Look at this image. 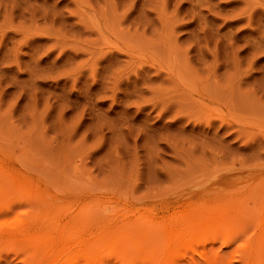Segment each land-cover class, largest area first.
Returning <instances> with one entry per match:
<instances>
[{"label": "rangeland", "instance_id": "obj_1", "mask_svg": "<svg viewBox=\"0 0 264 264\" xmlns=\"http://www.w3.org/2000/svg\"><path fill=\"white\" fill-rule=\"evenodd\" d=\"M258 182L264 0H0V196L15 214L26 183L65 226L88 203L159 218L198 200L234 206L264 193ZM244 199L250 235L264 219ZM4 245L0 264L33 263Z\"/></svg>", "mask_w": 264, "mask_h": 264}, {"label": "bare ground", "instance_id": "obj_2", "mask_svg": "<svg viewBox=\"0 0 264 264\" xmlns=\"http://www.w3.org/2000/svg\"><path fill=\"white\" fill-rule=\"evenodd\" d=\"M252 188L264 189V182L255 183ZM43 191L40 185L29 183L18 188L23 203L30 210L17 214L14 207L20 203L11 201L9 193L0 196V242L8 248L15 243L21 248L19 244H23L30 252L32 264H264V224L255 227L250 235L239 226L241 218L246 217L245 208L244 214L239 212L242 209L239 204L244 198H234V206L226 198L223 200L227 202L217 205L216 200L214 203L198 200L181 210L172 207V213L161 218L151 209L138 215L131 214L130 210L116 214L117 208L112 205L104 204L105 208L103 204L88 203L70 214L68 212L70 216L63 226L58 206L47 214L48 202ZM257 191L247 195L244 201L251 199L260 203L261 213L256 215L260 221L264 219V193ZM35 210L39 212L36 216ZM62 226L71 230L65 228L63 234ZM140 228L144 230L143 234L136 237L150 239L141 246L132 239ZM244 236L248 237L243 244L241 238ZM235 242H240V246L222 257L225 255L221 256L218 251ZM215 243H219L218 248L214 247ZM207 246L210 252L213 248L217 250H212L210 255L208 250L204 251ZM22 248V252L17 248L18 255L25 252ZM18 251L13 254L17 256ZM139 251L143 253L137 259L135 256ZM196 255L199 256L195 258ZM63 256L65 259L61 262ZM199 257L202 262L196 260Z\"/></svg>", "mask_w": 264, "mask_h": 264}]
</instances>
